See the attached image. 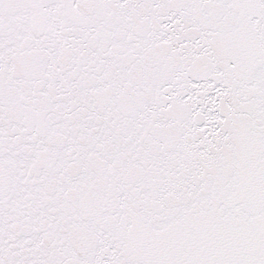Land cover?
<instances>
[{
	"label": "snow or ice",
	"instance_id": "1",
	"mask_svg": "<svg viewBox=\"0 0 264 264\" xmlns=\"http://www.w3.org/2000/svg\"><path fill=\"white\" fill-rule=\"evenodd\" d=\"M0 264H264V0H0Z\"/></svg>",
	"mask_w": 264,
	"mask_h": 264
}]
</instances>
